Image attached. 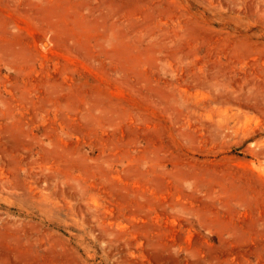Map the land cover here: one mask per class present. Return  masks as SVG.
I'll use <instances>...</instances> for the list:
<instances>
[{
    "label": "rangeland",
    "instance_id": "rangeland-1",
    "mask_svg": "<svg viewBox=\"0 0 264 264\" xmlns=\"http://www.w3.org/2000/svg\"><path fill=\"white\" fill-rule=\"evenodd\" d=\"M0 264H264V0H0Z\"/></svg>",
    "mask_w": 264,
    "mask_h": 264
},
{
    "label": "trees",
    "instance_id": "trees-1",
    "mask_svg": "<svg viewBox=\"0 0 264 264\" xmlns=\"http://www.w3.org/2000/svg\"><path fill=\"white\" fill-rule=\"evenodd\" d=\"M235 151H236L235 154H237V155H239V156L242 155L241 153H238L239 149H236Z\"/></svg>",
    "mask_w": 264,
    "mask_h": 264
}]
</instances>
